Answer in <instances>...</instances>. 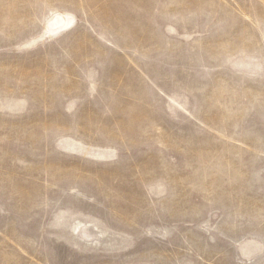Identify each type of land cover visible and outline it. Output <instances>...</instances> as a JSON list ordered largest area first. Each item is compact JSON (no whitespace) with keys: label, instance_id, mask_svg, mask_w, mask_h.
Listing matches in <instances>:
<instances>
[{"label":"rangeland","instance_id":"374dc122","mask_svg":"<svg viewBox=\"0 0 264 264\" xmlns=\"http://www.w3.org/2000/svg\"><path fill=\"white\" fill-rule=\"evenodd\" d=\"M0 264H264V0H0Z\"/></svg>","mask_w":264,"mask_h":264},{"label":"bare ground","instance_id":"6f19581e","mask_svg":"<svg viewBox=\"0 0 264 264\" xmlns=\"http://www.w3.org/2000/svg\"><path fill=\"white\" fill-rule=\"evenodd\" d=\"M68 23L69 22L66 18L56 15V17L54 16V18L47 23L46 29L49 33H54L64 27H67Z\"/></svg>","mask_w":264,"mask_h":264}]
</instances>
